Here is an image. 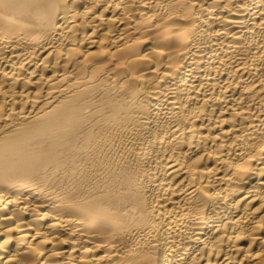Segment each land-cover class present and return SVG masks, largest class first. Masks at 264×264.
I'll return each mask as SVG.
<instances>
[{
    "label": "bare ground",
    "instance_id": "6f19581e",
    "mask_svg": "<svg viewBox=\"0 0 264 264\" xmlns=\"http://www.w3.org/2000/svg\"><path fill=\"white\" fill-rule=\"evenodd\" d=\"M0 264H264V0H0Z\"/></svg>",
    "mask_w": 264,
    "mask_h": 264
}]
</instances>
